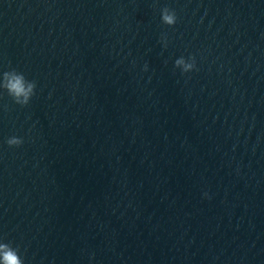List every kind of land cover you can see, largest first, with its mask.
Returning <instances> with one entry per match:
<instances>
[{"label":"water","instance_id":"95a60500","mask_svg":"<svg viewBox=\"0 0 264 264\" xmlns=\"http://www.w3.org/2000/svg\"><path fill=\"white\" fill-rule=\"evenodd\" d=\"M13 69L37 87L0 88V242L25 264H264V0H0Z\"/></svg>","mask_w":264,"mask_h":264},{"label":"clouds","instance_id":"9594fccd","mask_svg":"<svg viewBox=\"0 0 264 264\" xmlns=\"http://www.w3.org/2000/svg\"><path fill=\"white\" fill-rule=\"evenodd\" d=\"M178 17L174 10L165 7L162 10V21L164 24L174 26L177 23ZM164 46L167 47L166 34L162 37ZM175 66L180 68L184 73L191 72L196 69L195 57L185 59L180 57L176 59ZM148 66L145 65V71ZM37 84L35 81H30L26 76L15 69L6 71L2 74L0 88L7 91V94L13 98L16 104L27 106L32 97L36 94ZM24 143L20 137L12 136L8 138L7 144L9 147H19ZM0 264H25V260L19 254V249L13 247L9 243L0 242Z\"/></svg>","mask_w":264,"mask_h":264}]
</instances>
